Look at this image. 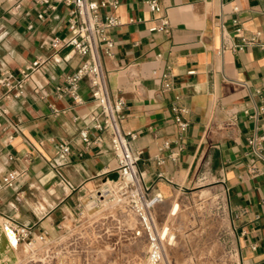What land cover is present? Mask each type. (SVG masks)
Listing matches in <instances>:
<instances>
[{"label": "crops", "instance_id": "1", "mask_svg": "<svg viewBox=\"0 0 264 264\" xmlns=\"http://www.w3.org/2000/svg\"><path fill=\"white\" fill-rule=\"evenodd\" d=\"M95 1L118 3L100 9L101 18L120 20L109 32L112 55L103 53L102 62L111 96L124 100L122 130L137 136L130 148L140 158L141 185L149 196L161 195L160 204L200 189L217 193L234 264H264V162L249 144L254 134L264 138V48L242 44L258 32L264 42V0H157L160 12L150 0ZM70 11L0 0V75L47 60L21 98L0 105L7 110L0 116V180L20 174L0 191V264L11 261L9 247L15 250L5 232L10 222L54 239L113 175L109 136L93 128L97 108L87 81L79 89L82 104L55 93L82 61L70 47L56 53L51 46L68 36ZM162 17L170 31H151ZM175 105L187 111L186 131L174 121ZM83 129L101 141L86 148ZM62 143L71 148L65 159L58 156Z\"/></svg>", "mask_w": 264, "mask_h": 264}, {"label": "built area", "instance_id": "2", "mask_svg": "<svg viewBox=\"0 0 264 264\" xmlns=\"http://www.w3.org/2000/svg\"><path fill=\"white\" fill-rule=\"evenodd\" d=\"M48 9L55 10L57 5L63 4L71 8L68 19L67 37H55L52 40V49L57 53L61 49L70 47L82 58L79 67L65 78L64 84L56 87V96L60 99L69 97L76 104H82L79 94L80 85L87 81L92 101L97 108V114L93 117L94 130L107 134L110 139L111 149L115 159V166L108 171V175L117 174V180H111L106 176L105 187H101L96 196L99 200L106 199L111 192L116 195L117 204L127 208L137 219L143 234L148 241V256L145 264H161L164 252V244L157 232L153 222L152 213L157 205L162 202L161 195L149 196V190L140 183L137 163L138 153H134L130 148V143L136 139V133L124 132L122 123L125 120L124 100L121 97H112L108 89L106 74L102 62V54L112 55L114 41L109 32L120 25V20L114 14H108L105 18L100 17V9L107 6L116 9L118 3L98 2L95 0H37ZM149 8L153 12H160L161 8L157 0L147 1ZM41 17V16H40ZM151 31H163L168 33L170 25L167 18H160V25ZM241 28H237V34L241 33ZM262 33L258 32L249 38L242 37L244 45H260ZM242 46V47H243ZM239 47V49H242ZM225 47H222L220 54H223ZM46 59H36L26 65L17 74L5 71L0 75V105L4 101L21 98L29 81L33 75L39 72L46 63ZM171 88L170 83L164 85L165 90ZM175 113L174 121L182 131H186L188 123L182 118L187 111L177 105L172 107ZM6 109L0 108V116L5 115ZM80 138L86 148L101 141L100 137L91 140L88 129L80 131ZM263 137L252 135L249 144L255 156L264 162ZM71 153L68 143L59 145L58 156L65 159ZM11 161L14 157L9 158ZM20 174L18 171H11L0 180V191L12 188ZM112 188H110V186ZM113 198V196H112ZM97 201L99 202V200ZM8 228L13 232L17 245H25L27 250L26 259L14 264H54V261L61 255H67V231L54 239L48 237L47 232L33 235V228L18 223H9Z\"/></svg>", "mask_w": 264, "mask_h": 264}, {"label": "rangeland", "instance_id": "3", "mask_svg": "<svg viewBox=\"0 0 264 264\" xmlns=\"http://www.w3.org/2000/svg\"><path fill=\"white\" fill-rule=\"evenodd\" d=\"M97 199L92 193L67 222V255L54 264H145L149 245L137 219L117 204L113 192L106 205ZM152 217L164 244L161 264H234L224 201L217 193L179 195L157 205ZM8 249V264L26 259L25 245Z\"/></svg>", "mask_w": 264, "mask_h": 264}, {"label": "bare ground", "instance_id": "4", "mask_svg": "<svg viewBox=\"0 0 264 264\" xmlns=\"http://www.w3.org/2000/svg\"><path fill=\"white\" fill-rule=\"evenodd\" d=\"M107 184H111V183H109V182L106 183V184L104 183L102 186L105 187ZM102 186H101V187H102ZM101 187H100V188H101ZM100 188H99V189H100ZM104 197L107 198V195L104 194ZM99 202H100L102 205H106V199L99 200ZM9 229H10V228H9ZM5 232H6V234H7V237H8V241H9V243L13 245V246H12L13 248H17L18 245H17V243H16V240H15V238H14V234L12 233V231H11V230H7V231L5 230ZM160 237H161V236H160ZM161 239H162V237H161ZM166 257H167V256H164V259H167Z\"/></svg>", "mask_w": 264, "mask_h": 264}, {"label": "water", "instance_id": "5", "mask_svg": "<svg viewBox=\"0 0 264 264\" xmlns=\"http://www.w3.org/2000/svg\"><path fill=\"white\" fill-rule=\"evenodd\" d=\"M111 180H117L118 179V175L115 173L110 177ZM10 230L8 227H6V231ZM13 233V232H12Z\"/></svg>", "mask_w": 264, "mask_h": 264}]
</instances>
